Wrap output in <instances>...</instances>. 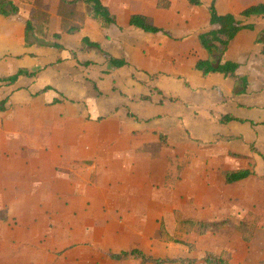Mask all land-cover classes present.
I'll return each instance as SVG.
<instances>
[{
    "label": "rangeland",
    "instance_id": "374dc122",
    "mask_svg": "<svg viewBox=\"0 0 264 264\" xmlns=\"http://www.w3.org/2000/svg\"><path fill=\"white\" fill-rule=\"evenodd\" d=\"M201 1L202 6L197 8L177 0L175 7L160 18V25L171 37H155L136 29L150 36L146 39L135 37L138 45L148 47V52L157 48L158 41L166 42L162 56L149 52L150 69L130 65L110 70L97 51L84 50L69 41L65 42L68 48H73L69 54L52 53L47 47L37 45L43 50L26 58L21 56V63L29 71L38 70L39 73L35 78H21L14 87L0 85V101L7 102L6 111L0 112V162L8 161L6 151L16 150L27 142V136L10 127L16 119L22 118L24 122L50 119L46 122L49 135L32 138L44 146L61 147L75 144V133L63 135L64 130L74 129L73 125L79 123L69 117H83L85 128L111 130V138L99 137L101 143L125 147L124 154L132 158L129 168L128 163L124 164V180L131 181V198L136 200L129 210H119V216L111 218V227L116 229L111 234L115 251L138 248L155 258L191 260L201 259L205 252L227 251L232 264H258L264 262V181L259 177L264 173V163L259 156L250 153L248 145L255 142L258 150L264 153V123L221 125L219 118L235 113L255 122L264 121V55L261 47L253 43L264 27V19L249 20L256 26L255 32L243 33L230 44V56L240 63L239 74L248 80L246 92L237 95L228 90L229 82L214 78L220 77L217 74H213L207 84L197 71L190 69L201 57L195 37L211 27L206 10L210 1ZM248 2L219 0L217 10L220 13L231 11L238 17ZM44 3H40L38 10L44 8ZM32 20L38 40L55 41L49 17L36 14ZM131 55L138 64L146 65L145 58ZM241 88L242 83L238 82L236 91ZM55 100L59 102L54 103ZM239 102L243 105L237 107ZM107 104L111 106L109 112L88 113ZM223 134L239 139L223 142L219 140ZM234 154L248 158H236ZM7 158L12 160V157ZM253 168L257 171L256 177L233 185L225 184L226 171ZM111 180L117 183L123 179L114 175ZM0 203L3 204L0 207L1 231L2 225L4 228L7 224L17 225V219L2 222L8 219L6 208H10L11 201ZM248 213H253L250 221L258 223L249 241L233 229L200 236L195 229L181 224L186 219L240 222ZM51 220L55 224V219ZM161 222L174 239L194 245L195 250L163 240ZM103 233L102 230L97 234L98 239ZM90 245L85 234L84 243L75 242L71 248L54 250L52 256L66 255L69 259L83 256L85 262L98 256L99 264H120L109 260L106 248H91ZM121 264L141 262L131 260Z\"/></svg>",
    "mask_w": 264,
    "mask_h": 264
},
{
    "label": "crops",
    "instance_id": "0c3cea01",
    "mask_svg": "<svg viewBox=\"0 0 264 264\" xmlns=\"http://www.w3.org/2000/svg\"><path fill=\"white\" fill-rule=\"evenodd\" d=\"M16 1L19 6L17 16L4 17L0 15V78L13 75L21 68L27 69L26 65L21 63L20 57L26 58L29 54L35 55L43 50L39 49L37 45L28 48L24 46L25 24L32 19L37 11L41 12V10L44 16L51 20L50 27L53 34H60L61 36L59 43L63 46V50L46 48L50 49L52 53L69 54V52H73V48H68L65 42H75L78 47H81V40L89 38L92 42L100 43L105 53L116 58H124L129 66L132 65L138 69H150L152 65L149 64L147 57L150 53L162 56L166 42L158 41L157 48L149 49V53L148 47L142 44L138 45L135 37L146 39L150 36L141 34L136 28L131 27L129 19L133 14L148 16L153 19L157 27L165 30L169 36L160 33L152 35L171 37V34L160 25V18L171 8H174V3L177 2V0H169L171 8L163 10L157 8L158 0H100L116 17L117 22L115 25L101 29L95 21L86 16L87 7L83 3L84 0H78L79 4L75 10L82 15V19L71 18L69 22L80 25L81 30L72 35L66 33L63 28V17L59 14V7L61 6L59 0H36L37 4L36 2L30 4L27 0ZM209 1L208 6L212 0ZM218 1L216 0V7ZM248 1V4L243 6L240 12L252 5L264 2V0ZM42 2H45L44 8L38 10ZM187 5L189 4L187 3ZM46 7L49 8V11L46 10ZM206 10L207 21L209 22V12L208 9ZM228 13L232 14L231 11L220 14ZM263 29L264 27L258 34ZM205 31L199 32L195 37L196 47L201 56L198 60L207 58V54L201 49L198 42V35ZM246 32L251 33L255 30L240 32L232 43ZM257 35L254 38V44ZM131 54L145 58L146 65L138 64L136 58ZM227 58L237 62L230 56V46ZM196 62L192 64L190 69H194ZM198 73L202 77L201 73ZM237 74L243 76L239 74V70ZM199 75L194 74L195 77H199ZM217 75L220 77H214L215 79H223L225 80L224 83L229 82L230 88L228 90L234 91L235 79L224 77L221 74ZM21 78L26 77H20L14 85L3 83L0 85L14 87L20 83ZM212 78L213 74L207 78L202 77L207 81L203 83L208 84ZM58 102L59 100L54 101V103ZM242 105V102L236 104L237 107ZM110 109V104L107 106L100 105L98 109L89 110L88 113L101 115L103 111L109 112ZM229 114L243 118L235 113ZM69 119L79 123L73 125L74 129L64 130L63 135L73 136L72 133H75V144L61 147H48L35 143V138L49 135L50 130L46 126V122H49L50 119H36L40 123L36 124V120L24 122L20 118L16 119L15 123L10 124V127L16 128L19 133L27 136V142L22 146L20 145L16 150L6 151L5 157L8 161L0 162V202L11 201L10 208L5 207L9 212L7 214L8 219L2 222L12 221L13 218L17 219V225L9 226L7 224L5 228V225L1 226L0 264H99L98 256L91 258L90 262H88L89 260L85 262L86 259L84 260L83 256H76L74 259H69L66 255L62 257L52 256L54 250L71 248L75 242L84 243L85 234L87 243H91V248H106V251L115 253L127 250L115 251V246L111 245V234L116 232V229L111 227V218L119 216L117 212L119 210H129L132 201L136 200V198H131V181L124 180L126 176L124 164L128 163L129 168V162L132 158L130 155L124 154L125 147L101 143L99 137L111 138V130L97 129L96 127L85 128L83 117L80 119L69 117ZM244 119L255 124L264 123V121L255 122L254 119ZM41 122L44 123L41 124ZM234 123L236 124V122L230 124ZM260 152L264 155L262 151ZM7 157H12V160ZM114 175L123 180L116 183V181L111 180ZM263 175L264 173L259 177L264 181ZM122 202L125 204L122 205ZM1 206L3 204L0 203ZM51 219H55V224ZM102 230L104 231L103 237L98 239L97 234Z\"/></svg>",
    "mask_w": 264,
    "mask_h": 264
},
{
    "label": "trees",
    "instance_id": "16d2710c",
    "mask_svg": "<svg viewBox=\"0 0 264 264\" xmlns=\"http://www.w3.org/2000/svg\"><path fill=\"white\" fill-rule=\"evenodd\" d=\"M61 6L59 7V14L63 17V28L68 34H76L81 30L80 25L71 24L69 21L71 18L82 19V15L75 9L79 4L78 0H59ZM190 6H202L201 0H185ZM83 3L87 7L86 16L95 21L101 29L115 25L116 17L105 7L100 0H84ZM157 8L163 10H169L171 8V2L169 0H158ZM209 12V23L211 29L202 32L198 35V42L201 49L207 54V58L204 60H198L194 69L201 73L203 78H207L210 74H221L224 77H231L235 79L234 93L240 95L246 92L248 87V80L246 76H239L237 71L240 68V64L231 61L227 58V52L231 42L237 37V35L244 31H254L255 25L250 23V19H264V2L252 5L243 11H241L236 17L233 14H220L216 7V0H212L207 7ZM19 14V6L16 0H0V15L4 17H15ZM36 14H42V12H36ZM129 25L136 29H139L149 34H163L169 36L168 33L157 27L148 16L142 14H133L129 19ZM36 24L33 20H28L25 24V40L24 46L26 48L32 45H38L47 48H54L56 50H63V46L59 43L61 38L60 34H54L52 37L54 42H41L36 38ZM255 44L261 47V54L264 55V29L257 35ZM82 49L91 48L101 55L110 70H117L129 66V63L124 58H116L102 49L100 43L92 42L89 38H83L81 40ZM85 65H89L86 63ZM39 71H29L28 69L21 68L15 74L8 77H1L0 83L7 85H14L20 77L35 78ZM242 83V88L238 92L236 91L237 83ZM6 110V101H0V112ZM232 122L239 124L248 123L251 126L256 124L252 121H248L244 118L236 117L232 114L220 115L219 123L221 125H228ZM160 139L165 142L163 135H160ZM239 139L237 136L225 135L220 136L219 140L223 142H232ZM249 151L261 158L264 163V155L258 150L255 142L250 143ZM236 158H248L247 156L234 154ZM256 172L253 169H237L230 170L224 173V182L227 185H233L239 182H243L251 177L256 176ZM264 178V175L262 176ZM253 217V213H248L245 218L240 222L232 221V219H225L217 222L200 221L197 219H186L181 224L195 229L196 233L200 236H204L208 233H217L223 229H233L237 232L244 234L243 239L249 241L258 227V223L250 221ZM160 234L167 242H172L186 246L190 251L195 250V246L190 243L181 242L174 239L166 230L163 222L160 224ZM248 234V235H247ZM246 235V236H245ZM105 255L113 262L125 263L131 260H139L141 264H232L231 255L227 251L221 253L205 252L203 257L199 260L194 259H182V258H155L144 253L138 248L130 250H122L120 252L105 251ZM258 264H264L260 262Z\"/></svg>",
    "mask_w": 264,
    "mask_h": 264
}]
</instances>
